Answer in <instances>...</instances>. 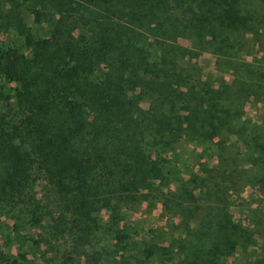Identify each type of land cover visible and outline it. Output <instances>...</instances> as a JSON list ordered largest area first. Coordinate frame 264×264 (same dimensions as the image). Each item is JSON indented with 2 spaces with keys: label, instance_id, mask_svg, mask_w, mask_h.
I'll return each mask as SVG.
<instances>
[{
  "label": "trees",
  "instance_id": "1",
  "mask_svg": "<svg viewBox=\"0 0 264 264\" xmlns=\"http://www.w3.org/2000/svg\"><path fill=\"white\" fill-rule=\"evenodd\" d=\"M40 259L264 264V0H0V264Z\"/></svg>",
  "mask_w": 264,
  "mask_h": 264
},
{
  "label": "rangeland",
  "instance_id": "2",
  "mask_svg": "<svg viewBox=\"0 0 264 264\" xmlns=\"http://www.w3.org/2000/svg\"><path fill=\"white\" fill-rule=\"evenodd\" d=\"M195 63H197L203 74L209 73V71L213 70V59L208 53H202L196 60ZM226 80L229 79V76H225ZM253 107H252V106ZM245 114L244 118L248 119L251 123H255V121H258L260 119V115L262 116V109L259 106L246 103L245 106ZM197 167H195L196 169ZM197 170V169H196ZM42 181L40 180V177L34 173L33 174V185L37 186V188H41ZM255 191L253 189H250L248 187H245V190L241 191L240 195L242 196V199L240 200V203L242 205H245L244 199H248L249 196L252 197V194ZM254 196V195H253ZM257 196V195H256ZM244 198V199H243ZM239 205L238 207L232 208L234 213L237 215L238 210L242 208L243 206ZM240 213V212H239ZM127 217L133 221L134 225H136L139 229V227H142V229H139V233L136 234V239L142 243V240H144V235L153 241H158L162 239H170L173 234V224H175V221L177 222V218L173 217L169 212L162 208L160 202L157 200V198L153 197L152 195H148L147 197L144 196V199L141 203H139L133 211L126 212ZM240 217V216H239ZM238 218V217H237ZM173 219L175 221H173ZM136 227V228H137ZM149 230H151L149 234ZM38 232V231H37ZM56 246V244H55ZM54 246V248H55ZM42 248H44V244L42 245ZM53 260V258H52ZM36 264H53L50 261H46L45 259H40L35 261Z\"/></svg>",
  "mask_w": 264,
  "mask_h": 264
}]
</instances>
